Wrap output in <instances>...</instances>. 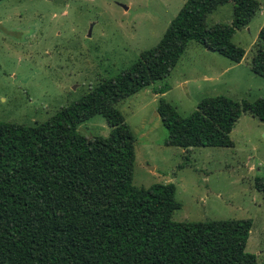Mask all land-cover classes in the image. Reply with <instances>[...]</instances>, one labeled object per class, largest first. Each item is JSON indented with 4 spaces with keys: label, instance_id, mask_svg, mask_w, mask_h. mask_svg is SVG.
I'll list each match as a JSON object with an SVG mask.
<instances>
[{
    "label": "trees",
    "instance_id": "1",
    "mask_svg": "<svg viewBox=\"0 0 264 264\" xmlns=\"http://www.w3.org/2000/svg\"><path fill=\"white\" fill-rule=\"evenodd\" d=\"M229 1L231 22L208 25ZM259 7V0H185L158 43L116 75L45 121H0V264H264L245 249L250 218L176 221L174 183H133L135 136L116 107L167 77L191 41L239 62L244 48L232 35ZM255 46L251 69L264 78V23ZM157 112L166 145L232 146L242 113L264 122V98L209 96L187 116L160 99ZM96 114L107 135L81 127ZM257 188L264 192V178Z\"/></svg>",
    "mask_w": 264,
    "mask_h": 264
},
{
    "label": "rangeland",
    "instance_id": "2",
    "mask_svg": "<svg viewBox=\"0 0 264 264\" xmlns=\"http://www.w3.org/2000/svg\"><path fill=\"white\" fill-rule=\"evenodd\" d=\"M185 0H0V121L42 122L103 79L136 61L161 39ZM232 42L239 62L191 41L169 75L119 101L135 136L133 183L175 185L176 221L250 218L246 251L264 260V122L244 112L229 133L232 146L180 148L165 144L157 106L170 102L182 116L209 96L264 98V78L251 69L264 0ZM231 1L206 23H230ZM88 31L90 32L88 35ZM167 86L164 92L158 89ZM107 135L96 114L81 127Z\"/></svg>",
    "mask_w": 264,
    "mask_h": 264
},
{
    "label": "water",
    "instance_id": "3",
    "mask_svg": "<svg viewBox=\"0 0 264 264\" xmlns=\"http://www.w3.org/2000/svg\"><path fill=\"white\" fill-rule=\"evenodd\" d=\"M89 33H90V32L88 31V35H89ZM208 49H209V48H208Z\"/></svg>",
    "mask_w": 264,
    "mask_h": 264
}]
</instances>
